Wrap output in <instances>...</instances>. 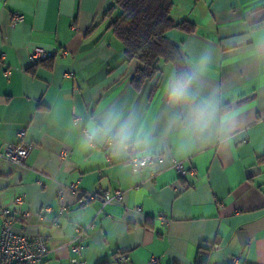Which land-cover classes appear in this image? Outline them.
Masks as SVG:
<instances>
[{
  "label": "crops",
  "instance_id": "obj_1",
  "mask_svg": "<svg viewBox=\"0 0 264 264\" xmlns=\"http://www.w3.org/2000/svg\"><path fill=\"white\" fill-rule=\"evenodd\" d=\"M113 2L0 0V152L23 129L32 144L22 165L0 160V235L9 208L17 231L47 238L42 264H72L79 227L80 264H123L124 255L132 264H197L201 248H210L207 264H264V0H174L173 17L196 30L169 34L189 69L211 53L201 84L236 117L228 139L167 127L171 64L134 88L139 63L125 59L105 16ZM38 46L54 56L33 62ZM112 104L139 110L151 154L163 160L135 171L133 152L83 143L90 117ZM101 190L124 196L108 204L87 196Z\"/></svg>",
  "mask_w": 264,
  "mask_h": 264
},
{
  "label": "clouds",
  "instance_id": "obj_2",
  "mask_svg": "<svg viewBox=\"0 0 264 264\" xmlns=\"http://www.w3.org/2000/svg\"><path fill=\"white\" fill-rule=\"evenodd\" d=\"M211 61L212 55L206 50L190 69L174 72L170 77L165 108L169 129L187 128L194 139L210 138L213 134L228 139L234 130L236 117L222 107L218 92L205 93L202 88V78ZM140 123L137 108L125 111L120 104H112L90 117L82 141L89 147L106 144L116 156L135 152L146 162L153 150L154 136Z\"/></svg>",
  "mask_w": 264,
  "mask_h": 264
},
{
  "label": "trees",
  "instance_id": "obj_3",
  "mask_svg": "<svg viewBox=\"0 0 264 264\" xmlns=\"http://www.w3.org/2000/svg\"><path fill=\"white\" fill-rule=\"evenodd\" d=\"M173 7L174 0H114L105 13L125 59L139 63L132 80L137 90L160 75L165 64L174 66L175 72L189 69L181 44L169 32L176 29L189 34L196 25L189 19L176 20ZM209 249H200L197 264L208 263Z\"/></svg>",
  "mask_w": 264,
  "mask_h": 264
},
{
  "label": "built area",
  "instance_id": "obj_4",
  "mask_svg": "<svg viewBox=\"0 0 264 264\" xmlns=\"http://www.w3.org/2000/svg\"><path fill=\"white\" fill-rule=\"evenodd\" d=\"M22 15L16 13L14 15L15 22H21ZM54 56V52L44 47L38 46L35 48L31 58L33 62L39 63ZM20 141L18 143L6 142L3 145V149L0 152V160H5L17 165H22L32 147V144L25 139V130L19 132ZM62 154L67 156L70 154V150L66 149L62 151ZM163 160V156L160 154H151V156L145 162L142 157L133 152L127 162L132 165L133 170L137 171L147 165H154L156 162ZM174 167L178 171L180 176L187 174L182 161L174 160ZM78 181L70 183L67 187L73 191L78 188ZM87 196L91 199L99 198L104 204L120 202L123 199L124 192L122 190H101L89 192ZM16 204H22L23 199L21 197L16 199ZM50 212V209H47ZM28 212L23 213V218H26ZM3 224L0 235V264H42L45 255L49 251L47 238L43 235H37L30 237L27 234L17 231L15 223L10 216V209H3ZM86 232V228H77L78 244L75 245L74 250L78 254L77 257L71 259L72 264H80L79 256L82 253V241ZM123 264H132L127 255L122 257ZM237 262V261H236ZM148 264H161L159 259L152 257Z\"/></svg>",
  "mask_w": 264,
  "mask_h": 264
}]
</instances>
